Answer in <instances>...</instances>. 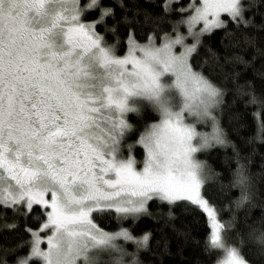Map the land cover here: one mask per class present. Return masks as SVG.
<instances>
[{
	"label": "snow or ice",
	"instance_id": "obj_1",
	"mask_svg": "<svg viewBox=\"0 0 264 264\" xmlns=\"http://www.w3.org/2000/svg\"><path fill=\"white\" fill-rule=\"evenodd\" d=\"M68 2L0 0V208L23 219L31 236L29 255L16 256L24 244L10 250L14 264H94L90 253L121 251L118 239L146 246L148 234L139 240L127 229L109 234L91 217L94 212L150 216L153 201L198 206L211 219L209 244L225 253L222 264H247L222 241L221 225L201 195L203 165L196 154L229 145L212 114L224 93L194 71L190 59L201 38L216 31L264 32V0H146L160 18L178 17L187 34L173 26L157 46L155 36L141 45L134 32L127 33L122 57L104 46L95 28L104 25L115 35L120 24L132 27L138 20L128 13L140 16L136 0H84L83 7L71 0V10ZM93 10L95 24L81 22ZM138 104L150 105L160 117L138 141L146 152L141 169L131 146L128 157L121 156L131 130L126 117L140 111ZM188 117L211 120L213 131L198 132ZM260 128L264 131V124ZM244 182L240 177L238 183ZM29 217L42 219V230L51 233L47 250L41 248L40 231L27 227ZM18 227L14 221L5 230Z\"/></svg>",
	"mask_w": 264,
	"mask_h": 264
},
{
	"label": "trees",
	"instance_id": "obj_2",
	"mask_svg": "<svg viewBox=\"0 0 264 264\" xmlns=\"http://www.w3.org/2000/svg\"><path fill=\"white\" fill-rule=\"evenodd\" d=\"M105 2L110 3V0ZM133 7L138 8L140 16L137 18L128 13L129 19L138 20L132 27L120 24L115 35L107 32L104 25L95 28L104 38V44L118 56L126 53L127 33L134 32L140 43L148 42L153 36L156 43H160V37L165 33L172 34L173 26L180 23L176 16H157L159 9L146 0H136ZM115 13L119 17L120 9ZM95 16L93 10L84 21H95ZM112 23L106 18L108 27ZM227 31V35L221 30L202 37L201 46L190 59L193 70L224 93L212 114L229 146H215L198 154L205 168L203 194L222 223V237L227 246L236 248L247 264H264V131L260 128L264 124V79L257 78L258 74H264V32H233L232 28ZM235 74H239L235 79H225V76ZM253 95L257 98L255 104L250 102ZM126 118L131 130L122 146L134 147L133 155L140 166L144 149L138 141L145 129L159 119V113L148 105L138 113H128ZM209 123L213 122L210 120ZM209 123L213 129V124ZM240 177H244V184L238 183ZM169 210L172 218L168 217ZM148 211L150 216L141 215L136 219L121 218L109 212L103 216L93 213L94 222L103 231L115 232L123 227L135 238L141 239L145 234L150 236L147 245L138 249L128 242L123 245L125 254L122 258L117 257L118 261L109 257L97 264L220 263L224 252L210 246L209 221L198 206L188 201L172 206L153 201ZM14 221L19 227L14 231L5 230ZM42 222V219L34 221L29 217L27 227L36 230ZM30 239V234L25 231V221L14 217L11 210L5 212L0 208V264H14L10 250L19 244L25 246L19 248L16 256L29 254L26 242Z\"/></svg>",
	"mask_w": 264,
	"mask_h": 264
},
{
	"label": "rangeland",
	"instance_id": "obj_3",
	"mask_svg": "<svg viewBox=\"0 0 264 264\" xmlns=\"http://www.w3.org/2000/svg\"><path fill=\"white\" fill-rule=\"evenodd\" d=\"M88 2H90V0H88ZM168 3L169 4H171L172 3V0H168ZM79 6H81V7H83L84 5H82V0H79ZM54 7H56L58 10H59V5H55ZM65 7H67L69 10H71V7H72V3H71V0H69V2L65 5ZM64 15H68V13H63ZM81 22H85V23H93V24H95V21H91V22H87V21H84V20H82ZM61 23L62 24H64V26H65V28L67 27V24H65L64 23V21H61ZM176 28H178L179 29V31L181 32V34H187V32H186V26H184V25H182L181 23H179V25H177L176 26ZM96 31V30H95ZM100 35V34H99ZM137 42V41H136ZM193 41L191 40V39H189L188 41H187V43H192ZM138 44H141V45H144V44H147L148 42H146V43H140V42H137ZM155 43H156V41H155ZM161 43V42H160ZM160 43H156V45L157 46H159V44ZM104 46H106L105 44H104ZM106 47H108V46H106ZM114 51V50H113ZM114 54H116L115 52H114ZM126 54V53H125ZM124 54V55H125ZM122 57V56H121ZM130 67V66H129ZM172 79H174V78H172ZM164 81H165V83H171L172 82V80L171 79H169L168 77H165L164 78ZM136 107H138L139 109H142L143 107H145L143 104H138V105H135ZM214 110H212V112H213ZM160 118V117H159ZM209 121L210 120H207V121H198L195 117H188L187 118V122L188 123H191V124H193L195 127H196V130L198 131V132H200V133H208V134H210L212 131H213V129L212 128H210L209 126H208V123H209ZM157 122H159V119L155 122V123H157ZM210 124V123H209ZM213 123H211L210 125H212ZM151 125V124H150ZM149 125V126H150ZM139 145H141V144H139ZM142 146V145H141ZM143 147V146H142ZM144 149V148H143ZM206 150V149H205ZM205 150H202V151H205ZM202 151H200V152H198L197 154H196V159H197V161L198 162H200L202 165H203V163L200 161V159H199V157H198V154L199 153H201ZM133 152H134V147L133 148H131V155L134 157V159L137 161V163H136V167H137V169H141L142 167H143V161H144V159H145V157H146V152H145V150H144V158H143V161L141 162V165L139 166V162H138V160L136 159V157L133 155ZM128 155H129V148H123V146H122V148H121V156H122V158H127L128 157ZM124 156H127V157H124ZM202 177H203V180L205 181V168H204V166H203V169H202ZM201 195H202V198L203 199H205L206 200V198L204 197V194H203V185H202V188H201ZM208 202V201H207ZM209 204V203H208ZM209 207H211L212 209H213V211H214V215H215V218H216V222L217 223H219L220 225H221V228H220V235H221V239H222V241L224 242V240H223V237H222V223H221V221L219 220V217H218V215H217V213H216V211H215V208H213V206L212 205H210L209 204ZM206 213V212H205ZM206 215H207V213H206ZM92 219H93V214H92V217H91ZM207 218H208V221H209V225H210V229H211V232H212V228H211V219L208 217V215H207ZM93 222H94V220H93ZM43 223V222H42ZM95 223V222H94ZM96 224V223H95ZM97 225V224H96ZM97 227H98V225H97ZM99 228V227H98ZM100 229V228H99ZM123 229H125V228H121V229H119L118 231H115V232H107V233H109V234H115V233H117V232H119V231H121V230H123ZM101 230V229H100ZM36 231H40V234H41V238H42V240H43V243L41 244V248L42 249H44V250H47V236L48 235H51V233L50 232H47L46 230H42V224L39 226V228L38 229H36ZM103 231V230H102ZM104 232H106V231H104ZM131 234V233H130ZM132 235V234H131ZM133 236V235H132ZM134 237V236H133ZM134 239L135 240H139L138 238H135L134 237ZM31 240V239H30ZM130 243V244H132V245H134L133 247H134V249H138V247L139 246H137L135 243H133V242H131V241H124V240H122V239H118V240H116L114 243L116 244V246H117V248H119L121 251H116V250H114V249H95V250H93L91 253H90V256H91V258H92V260L94 261V264H97L98 262H100L102 259L103 260H107L109 257H113V259L115 260V261H118V259H117V257H123L122 256V254H125V249H124V246L123 245H126V243ZM225 243V245L227 246V244H226V242H224ZM127 247V246H126ZM30 254V253H29ZM29 254H27V255H29ZM114 256H113V255ZM114 257H116V258H114ZM111 259V258H110ZM225 259V253L223 254V257H222V260L220 261V263L219 264H222V262H223V260ZM111 261H113L112 259H111ZM114 263V262H113ZM32 264H43V262L42 261H40V260H34L33 262H32Z\"/></svg>",
	"mask_w": 264,
	"mask_h": 264
}]
</instances>
